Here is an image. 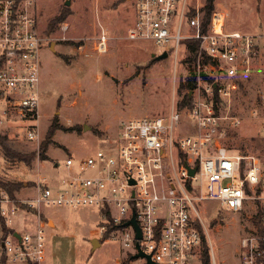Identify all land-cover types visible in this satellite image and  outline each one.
<instances>
[{
	"label": "built area",
	"instance_id": "2783aa9c",
	"mask_svg": "<svg viewBox=\"0 0 264 264\" xmlns=\"http://www.w3.org/2000/svg\"><path fill=\"white\" fill-rule=\"evenodd\" d=\"M130 1L134 19L125 30V41L150 42L160 53H189V57L190 43H196L191 65L197 92L188 93L190 103L183 114L175 106L165 116L120 122L111 144L78 163L80 172L71 175L75 161L65 159L67 173L59 184L48 186L41 179L36 193L21 200L0 190V218L6 227L17 209L36 213L35 228L17 233L19 239L9 228L0 243L7 260L40 264L44 208L95 209L97 234L110 235V240L119 237L126 264H147L145 257L131 258L138 253L136 244L154 264H200L205 227L198 206L205 202H216L226 213L249 208L254 217L260 215L264 229V159L224 144V121L230 117L223 116L220 108L234 85L250 76L259 37L228 30V14L222 8H214L203 25V0ZM31 6L32 0H0V137L7 123L29 122L26 137L37 141L39 52L44 40ZM97 27L94 50L104 54L109 38L99 22ZM184 115L192 124L187 134L180 133ZM188 169L195 171L190 175ZM132 217L141 233L139 240L132 225L122 227ZM239 260L264 264L260 230L255 228L239 240Z\"/></svg>",
	"mask_w": 264,
	"mask_h": 264
},
{
	"label": "rangeland",
	"instance_id": "374dc122",
	"mask_svg": "<svg viewBox=\"0 0 264 264\" xmlns=\"http://www.w3.org/2000/svg\"><path fill=\"white\" fill-rule=\"evenodd\" d=\"M32 1L44 40L39 52V139H27L29 122L8 121L1 136L15 153L33 155L27 165L5 157L0 148V183L19 185L15 200L33 196L41 179L48 186L61 183L68 157L75 161L70 174L80 172L78 163L111 144L120 122L165 116L175 106L183 114L185 106L179 107L180 102L197 92V87L179 88L193 74L186 60L189 53H169L155 61L160 49L152 43L124 40L134 19L130 0ZM213 7L227 12L228 30L259 37L250 76L238 81L220 106L223 116L239 121L237 125L230 118L224 121L222 141L237 152L264 159V0H215ZM98 22L109 38L104 54L94 50ZM183 121L180 133H190L192 124L186 115ZM41 146H46L43 154ZM198 211L210 264H240L239 240L256 228L250 209L226 213L209 201L199 205ZM35 214L17 209L9 226L21 234L30 231ZM40 220L45 232L41 264H126L119 237L110 240V235L100 238L97 234L95 209L44 208ZM1 221L0 240L7 235L1 231ZM93 239L100 246L92 248ZM4 258L0 245V264H12Z\"/></svg>",
	"mask_w": 264,
	"mask_h": 264
},
{
	"label": "trees",
	"instance_id": "16d2710c",
	"mask_svg": "<svg viewBox=\"0 0 264 264\" xmlns=\"http://www.w3.org/2000/svg\"><path fill=\"white\" fill-rule=\"evenodd\" d=\"M214 1L215 0H204L203 25H205V26L207 25V23L210 19L211 13L214 9V7H213ZM196 46H197L196 43H190V47H191L193 53H191V57L186 59L189 63L192 62L193 57L196 55V53H195ZM195 87H196V80H195V76L193 73L186 80L185 84H181L179 88L180 89L188 88V89L192 90ZM189 101H190L189 96L188 95L184 96L183 100L179 104V107L187 105L189 103ZM0 148H1V151L3 152L5 157H8L9 159H15V160L20 161V162H24L27 165H29L31 158L33 156V155L25 156V155H21V154H18V153H15L14 151H12L11 148L7 145L5 137H0ZM45 150H46V146H41V149H40L41 154H43V152ZM0 190H3L11 199H14L13 193L19 190V185L0 183ZM253 224L255 225V227L258 230H260V233L264 234V229H262V227H261L259 214H257L255 217H253ZM1 231L4 234L8 233V230L6 229L4 221H1ZM3 238L0 240V243L2 242ZM2 257H4L3 254H2ZM4 260L6 261L5 258H4ZM200 264H210V256L208 254V249L206 247L205 240H204L202 233H201Z\"/></svg>",
	"mask_w": 264,
	"mask_h": 264
},
{
	"label": "water",
	"instance_id": "95a60500",
	"mask_svg": "<svg viewBox=\"0 0 264 264\" xmlns=\"http://www.w3.org/2000/svg\"><path fill=\"white\" fill-rule=\"evenodd\" d=\"M68 4H69L68 1H66L65 5H68ZM167 55H168V54H167L166 52H163V53H160L159 55H157L156 57H153V58H154L155 61H159V60L165 59V58L167 57ZM213 88H215V84L213 85ZM84 129H86V127H84ZM188 171H189V174L192 175V174L194 173L195 169H188ZM128 225H132V226H133V228H134V230H135V238H136L137 240L141 239V233H140V230H139L137 224L135 223V219H134V217H132L131 220H129V221H127L126 223H124V224L122 225V227H126V226H128ZM14 236L17 237L18 239L20 238L19 235H17L16 232L14 233ZM91 245H92V248H94L95 245H98V246H99V243H98V241H97L96 239H93V240L91 241ZM1 247H3L2 244H1ZM136 249H137L138 253L135 254V255H133V256L131 257L132 259H138V258H144V257H145V258L147 259V264H154L153 262H151L149 256L144 255V254L141 252V250H140L139 247H138V244H136Z\"/></svg>",
	"mask_w": 264,
	"mask_h": 264
},
{
	"label": "crops",
	"instance_id": "0c3cea01",
	"mask_svg": "<svg viewBox=\"0 0 264 264\" xmlns=\"http://www.w3.org/2000/svg\"><path fill=\"white\" fill-rule=\"evenodd\" d=\"M255 58H256V55L254 56V58H253V66H254V61H255ZM35 226H36V220H35V222L34 221H32V223H31V227H30V230H33L34 228H35ZM11 230H13L11 227H9ZM14 231V230H13ZM14 232H16V233H19L18 231H14ZM99 243V242H98ZM99 246H100V243H99ZM6 259V258H5ZM43 259V258H42ZM9 262L10 260H7L6 259V261L5 262ZM43 261V260H42ZM12 262V261H11ZM12 264H30V263H27V262H19V263H14V262H12ZM40 264H41V262H40Z\"/></svg>",
	"mask_w": 264,
	"mask_h": 264
}]
</instances>
